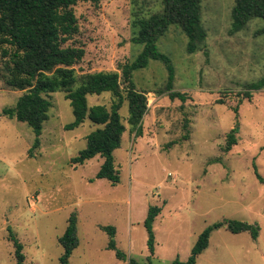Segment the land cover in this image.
<instances>
[{"label":"rangeland","instance_id":"374dc122","mask_svg":"<svg viewBox=\"0 0 264 264\" xmlns=\"http://www.w3.org/2000/svg\"><path fill=\"white\" fill-rule=\"evenodd\" d=\"M234 2L202 0L207 37L194 54L186 52L187 37L176 26L156 43L172 62L173 90L186 93L185 103L158 94L167 79L162 63L149 61L133 73L136 89L147 93L148 110L140 135L127 124L126 102L120 110L126 131L114 152L120 176L115 186L95 179L103 162L99 156L80 166L70 164L97 126L86 120L65 130L73 115L64 93L48 96L52 108L30 157L32 130L1 115L23 93L9 89L0 78V264H16L11 235L22 245L25 264H60L58 239L72 214L79 245L69 264H128L107 249L109 237L100 229L104 226L116 229V247L127 259L142 264L185 262L197 237L226 220L257 225V239L224 227L214 229L196 264H264V89L252 92L250 100L244 95L248 84L264 76V35H255L263 21L252 19L244 30L230 35ZM160 9V0L74 6L78 32L68 44L84 50L74 67L77 75L116 71L133 61L142 50L131 42L137 32L132 24L136 13ZM87 101L89 107H109L111 97L104 93ZM236 125L237 144L224 152L226 135ZM186 133L189 140L183 141ZM150 207L161 209L153 222L152 256L143 225Z\"/></svg>","mask_w":264,"mask_h":264},{"label":"trees","instance_id":"16d2710c","mask_svg":"<svg viewBox=\"0 0 264 264\" xmlns=\"http://www.w3.org/2000/svg\"><path fill=\"white\" fill-rule=\"evenodd\" d=\"M159 12L141 15L136 13L132 21L137 30L131 42L141 46V52L133 61L125 63L116 71L96 72L77 75L74 67L84 57V50L72 47L68 43L78 32L77 18L73 7L78 3L98 5L100 0H0V78L6 87L22 92L13 107L2 110L1 115L8 119L26 124L33 132L35 139L29 150L37 149L40 144L43 124L48 119L52 103L50 94L64 93L69 101L73 122L64 126L65 130H74L86 120L97 126L86 136L85 148L71 159L73 166L99 156L103 162L95 175L96 180H106L112 186L120 181L115 167L114 152L120 148L126 131L120 110L126 102L129 128L140 135L141 124L147 113V93L138 91L133 82V73L146 68L149 61H157L164 65L167 79L158 94H167L170 100L185 103L186 93L174 91L175 71L170 58L161 53L156 43L170 27L176 26L187 37L186 52L194 54L200 50L207 37L201 22L202 0H160ZM252 19L263 21L261 29L255 35H264V0H235L231 10L230 35L241 32ZM264 89V76L247 85L244 95L250 100L251 93ZM107 93L111 104L88 106V96H100ZM218 104H223L221 100ZM237 109H234L237 115ZM187 120L184 129H187ZM238 125L226 135L224 152H229L237 144ZM183 141L189 140L186 133ZM175 142L170 143V146ZM254 173L262 182L256 168ZM95 179L90 180L92 183ZM161 209L150 207L143 222L147 235V247L150 255H154L155 235L153 222ZM77 218L72 214L64 234L58 239L63 249L59 258L60 264H69V258L78 247ZM224 227L232 234L248 233L255 240L259 235L257 225L237 220H226L206 228L196 239L191 254L185 262L179 260L172 264H196L197 257L209 245V237L214 229ZM109 241L107 249L114 252L115 258L128 264H142L134 259H127L115 243L116 229L112 226L100 227ZM14 245L16 264H25L21 253L22 245L11 235ZM150 264V263H147Z\"/></svg>","mask_w":264,"mask_h":264}]
</instances>
